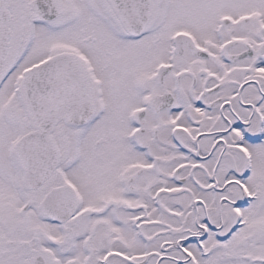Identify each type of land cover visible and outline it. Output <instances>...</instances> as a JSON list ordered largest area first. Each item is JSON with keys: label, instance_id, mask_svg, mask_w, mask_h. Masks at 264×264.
I'll return each instance as SVG.
<instances>
[{"label": "snow or ice", "instance_id": "1", "mask_svg": "<svg viewBox=\"0 0 264 264\" xmlns=\"http://www.w3.org/2000/svg\"><path fill=\"white\" fill-rule=\"evenodd\" d=\"M0 264H264V0H0Z\"/></svg>", "mask_w": 264, "mask_h": 264}]
</instances>
